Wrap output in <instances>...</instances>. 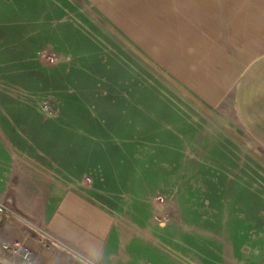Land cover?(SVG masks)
<instances>
[{"label": "rangeland", "instance_id": "obj_1", "mask_svg": "<svg viewBox=\"0 0 264 264\" xmlns=\"http://www.w3.org/2000/svg\"><path fill=\"white\" fill-rule=\"evenodd\" d=\"M102 2L0 0L7 212L49 216L75 189L115 217L109 264H264V145L151 61Z\"/></svg>", "mask_w": 264, "mask_h": 264}, {"label": "crops", "instance_id": "obj_2", "mask_svg": "<svg viewBox=\"0 0 264 264\" xmlns=\"http://www.w3.org/2000/svg\"><path fill=\"white\" fill-rule=\"evenodd\" d=\"M102 1L111 21L151 61L264 145V0ZM114 228L110 211L69 190L49 216H0V261L109 264L121 251L111 249L122 236ZM15 240L28 249L14 253L4 245Z\"/></svg>", "mask_w": 264, "mask_h": 264}, {"label": "built area", "instance_id": "obj_3", "mask_svg": "<svg viewBox=\"0 0 264 264\" xmlns=\"http://www.w3.org/2000/svg\"><path fill=\"white\" fill-rule=\"evenodd\" d=\"M55 54L52 57V59H55ZM57 59V58H56ZM8 210V206L6 205V203L4 201L0 200V216L5 213ZM4 245L8 248L13 249V252L15 253H21L23 250L28 249L27 246L25 245L24 242L20 241V240H15L14 242H4ZM59 245V244H58ZM26 256L30 257V253L29 251L26 252ZM0 264H4L3 262L0 261Z\"/></svg>", "mask_w": 264, "mask_h": 264}, {"label": "bare ground", "instance_id": "obj_4", "mask_svg": "<svg viewBox=\"0 0 264 264\" xmlns=\"http://www.w3.org/2000/svg\"><path fill=\"white\" fill-rule=\"evenodd\" d=\"M2 258V257H1Z\"/></svg>", "mask_w": 264, "mask_h": 264}]
</instances>
